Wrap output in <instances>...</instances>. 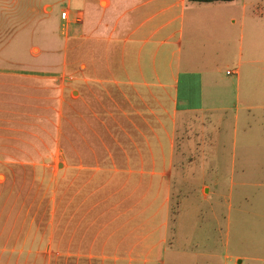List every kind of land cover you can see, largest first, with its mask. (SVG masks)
<instances>
[{
  "label": "crops",
  "instance_id": "crops-1",
  "mask_svg": "<svg viewBox=\"0 0 264 264\" xmlns=\"http://www.w3.org/2000/svg\"><path fill=\"white\" fill-rule=\"evenodd\" d=\"M64 2L68 9L60 14L67 11L68 19L60 15L63 43L60 48L56 41L50 43L40 56L48 63L32 64L40 59L32 54V42L21 68H0V80L10 77L20 84L14 100L21 102L13 105L17 111L10 114L13 129L4 131L36 127L21 122L35 120L24 113L30 111L24 101H32L43 125L57 126V140L63 128L74 135V158L65 153L58 184L62 197L68 196L65 209L64 198L60 202V264H264V241H254L255 256L229 255L230 241L221 237L219 224L211 235L203 214L206 210L215 215V207L187 208L191 196H183L173 214L179 151L182 165L188 168L196 146L200 144L203 154L213 137L220 135L224 114L240 109L244 64L250 79L260 76L254 56L244 63L243 46L238 61L236 52L229 57L235 36L228 31L221 9L222 4L233 8L237 0ZM207 19H212L215 29L205 31ZM230 19L236 26L237 20ZM70 47L74 63L67 62ZM224 58L232 60L233 70L224 71ZM47 90L59 98H48ZM253 108L250 103L244 106L246 112ZM47 117L57 119L53 123ZM62 140L63 148L72 151L73 141ZM259 146L264 149V144ZM244 147L245 155H255L253 139ZM15 148L2 146L1 157L12 161L7 151ZM207 158L205 153L202 159ZM0 166L8 168L6 162ZM202 191L203 203L209 202L214 193L207 187ZM250 219L247 216L246 221ZM37 246L44 247L45 242L37 244L28 236L0 237V264H45L46 256L39 259ZM46 246L45 253L51 254V242Z\"/></svg>",
  "mask_w": 264,
  "mask_h": 264
},
{
  "label": "rangeland",
  "instance_id": "rangeland-1",
  "mask_svg": "<svg viewBox=\"0 0 264 264\" xmlns=\"http://www.w3.org/2000/svg\"><path fill=\"white\" fill-rule=\"evenodd\" d=\"M222 5L224 6L221 9L222 18L227 20V29L231 33L234 32L235 36L234 47L230 44L228 47L229 57L231 58V51L236 52V61H238L239 49L243 46L244 63L249 56H254L259 62L257 67L260 76L250 79L246 74L247 65L244 64L243 74L240 77V109L234 107L224 114L225 122L220 135L218 138L213 137L212 146H208L205 150L207 160L202 159L205 153L202 154L203 149L199 144L192 151L190 155L192 164L187 168L182 165L183 152L179 151L173 214L176 216L183 196H191L192 204L187 203V208L215 207L217 209L215 215L206 210L203 214V222L208 225V231L213 236L215 226L219 224L223 229L221 237L230 241L228 254L239 252L252 257L257 251L253 245L254 241H264V185H262L264 156H258L261 151L264 152L259 146L260 143L264 144V0H237L233 8L228 4ZM52 7H54L53 12ZM62 9H68V3L64 0H0V68H21L27 63L25 53L32 42L35 46L32 54L37 59L41 54L43 56L42 49H46V46H50L52 42H57L60 48L63 43L60 37ZM49 13L51 16L47 17ZM231 17L237 20L236 26L233 25ZM215 28L212 19H207L205 31ZM72 49L70 47L68 51V63H74V49ZM41 57L32 64L48 63ZM230 58H224L226 61L222 60L224 71L233 70ZM41 71L43 70H36V72ZM18 85H20L18 81H13L10 77L0 80V148L16 147L14 151H7L9 156H13L12 161L0 155V162L8 164V168L0 166V237L9 239L28 236L36 240L37 244L40 241L45 242L44 247H35L39 253L38 257H41L39 259L46 256L45 264H60L58 255L60 202L64 198L65 209L68 196L67 193H63L62 197L58 184L60 170L67 160L65 153L68 155L71 152L74 158V135H67L63 128L61 140L65 137L73 141L72 151L64 149L59 142L61 140H57L55 129L57 126L50 127L47 122L43 125L44 123L37 118L38 108L33 107L35 103L32 101H24L25 106H30V111L24 113L35 116V120L24 119L21 122L33 123L36 127H14L20 130L17 133L4 131L8 128L13 129L11 125L13 118L10 114L12 111H17L13 109V105L21 102L14 100L19 89ZM45 96L59 98V95L51 90H47ZM248 103L254 106L251 112L244 110L245 104ZM237 116H239L238 120ZM47 119L55 123L57 118L47 117ZM248 139H253L255 142L254 156L244 154V145ZM179 144L180 148L184 145L182 137ZM186 170L187 178L183 177ZM182 181L185 183L183 184ZM259 183L261 185H258ZM205 187L210 193H214V196L209 202L203 203L205 192L202 189ZM241 209L245 213L241 212ZM246 211L253 212L254 218ZM215 216L218 217V221L214 220ZM247 216L251 217L249 221H246ZM260 227L263 229L258 230ZM174 229L173 224V231ZM216 240L220 243L219 234ZM50 242L51 254L45 253L46 244ZM202 252L206 254L208 251Z\"/></svg>",
  "mask_w": 264,
  "mask_h": 264
},
{
  "label": "trees",
  "instance_id": "trees-1",
  "mask_svg": "<svg viewBox=\"0 0 264 264\" xmlns=\"http://www.w3.org/2000/svg\"><path fill=\"white\" fill-rule=\"evenodd\" d=\"M189 1L200 4H214V3H231L234 2L235 0H189Z\"/></svg>",
  "mask_w": 264,
  "mask_h": 264
},
{
  "label": "built area",
  "instance_id": "built-area-1",
  "mask_svg": "<svg viewBox=\"0 0 264 264\" xmlns=\"http://www.w3.org/2000/svg\"><path fill=\"white\" fill-rule=\"evenodd\" d=\"M62 19L63 20H67L68 19V12L65 11L64 13H62ZM234 73L232 71H228V75H233Z\"/></svg>",
  "mask_w": 264,
  "mask_h": 264
}]
</instances>
